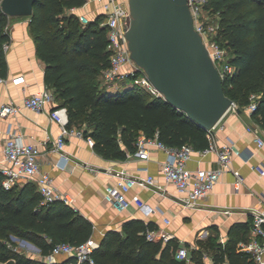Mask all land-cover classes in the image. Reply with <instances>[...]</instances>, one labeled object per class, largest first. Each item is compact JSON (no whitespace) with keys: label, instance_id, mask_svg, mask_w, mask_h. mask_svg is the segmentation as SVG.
I'll return each mask as SVG.
<instances>
[{"label":"trees","instance_id":"trees-1","mask_svg":"<svg viewBox=\"0 0 264 264\" xmlns=\"http://www.w3.org/2000/svg\"><path fill=\"white\" fill-rule=\"evenodd\" d=\"M31 28L37 54L45 64L47 87L59 106L68 109L69 128L91 138L94 149L106 159L124 160L137 150L141 134L158 137L168 147L192 145L196 151L208 147V130L172 106L163 96H154L135 84L138 73L119 84L101 86L97 80L110 67L108 32L98 15L83 25L68 12L87 0H36ZM210 23L216 25L214 41L227 53L235 72L224 81L225 93L240 108L248 106L253 93L260 95L252 116L264 128V0H209ZM9 16L0 6V77L8 74L4 44L10 42ZM209 25V24H208ZM153 222L131 220L123 231L109 230L95 250L98 264H181L175 257L178 239L161 235L148 238ZM94 233L93 223L72 205L57 200L44 204L37 183L6 189L0 170V264L49 263L19 251L14 239L27 240L45 257L59 243L80 245ZM216 264H255L237 246L221 248L215 238L210 248ZM195 264H204L205 251L192 250Z\"/></svg>","mask_w":264,"mask_h":264},{"label":"crops","instance_id":"crops-1","mask_svg":"<svg viewBox=\"0 0 264 264\" xmlns=\"http://www.w3.org/2000/svg\"><path fill=\"white\" fill-rule=\"evenodd\" d=\"M87 9L81 12L88 13L93 19L100 14L98 5L93 9L89 6ZM209 26L216 31V25ZM8 27L11 46L6 52V81L0 83V107L10 102L22 105L26 97L47 87L45 64L37 54L31 17L9 16ZM20 78L23 81L16 82ZM250 128L257 129V133L264 138V128L252 116L247 106L237 112L226 113L215 126L213 132L218 145H233L231 170L221 175L208 197L193 206L187 205L172 185H167V196L151 189H133L130 197L139 193L145 205H132L123 212L117 211L104 199L106 187L116 181L113 173L125 170L135 177H144L151 173L160 184L165 185L162 165L167 158L166 152L152 147L149 160L140 159L134 154L124 160H110L95 151L91 138L73 134L68 138L66 146L70 161L63 163L60 154L52 148L53 140L61 134V127L51 120L49 109L37 113L23 108L16 116H0V170L7 165L3 154L4 142L8 132L12 130L25 142L36 143L41 147L42 170L50 172L57 190L70 197L72 201L67 203L93 223V237L96 240L101 242L109 230L122 232L125 223L131 220L153 222L158 234L169 233L191 252L193 249L202 248L207 255L203 258L204 264H216L214 251L221 252V249L219 245L214 249L210 248L211 239L215 238L221 248L232 245L241 251L240 243L253 238L254 212H264V176L254 170L258 165L264 167V146L258 145L256 135ZM218 166V155L215 152L203 156L196 151L188 163L191 170L215 169ZM234 171H239L242 176L239 189L236 188L237 176ZM24 184L26 183L20 186ZM164 217L170 223H166ZM30 247L37 250L35 258L45 259L37 246ZM227 258L224 261H228ZM66 260L68 257L65 255L56 257L58 263Z\"/></svg>","mask_w":264,"mask_h":264},{"label":"built area","instance_id":"built-area-1","mask_svg":"<svg viewBox=\"0 0 264 264\" xmlns=\"http://www.w3.org/2000/svg\"><path fill=\"white\" fill-rule=\"evenodd\" d=\"M90 1L97 3L100 8L99 15L103 16L101 25L107 29L108 50L111 51L110 67L102 72V78L105 79L107 84H119L128 78L129 75L138 73L135 78L136 85L151 95L162 96L150 82L146 73L136 65L131 57L126 37L132 18L129 0H87L84 6L71 8L68 12L77 15L83 25H87L93 20L88 13L81 12L88 10L87 7H89ZM2 3L3 0H0L1 7ZM188 3L194 17L195 28L202 34L215 66L225 81L235 72V67L229 63L226 51L220 48L213 39L215 31L207 23L208 11L206 7L209 0H188ZM206 25H208V28ZM208 36L210 37L209 40L207 39ZM10 46V42L4 44L6 52L10 49ZM5 81L4 78L0 77V83ZM21 81H23L22 78L16 80V82ZM259 98V94H251L250 103L247 106L251 114L257 109ZM23 108H28L37 113L49 109L51 120L57 122L61 127V134L53 140L52 148L53 151L60 154L61 161L67 164L70 161V157L66 152L68 138L73 134L83 136L81 130L68 127V109L57 105L53 90L45 87L37 93L26 97L22 105L15 102L1 105L0 116H16ZM238 109H240V105L233 101L227 113L237 112ZM213 129L209 130L207 134L208 147L199 152L203 156L211 152L217 153L219 165L217 168L191 170L188 167V163L196 152L192 145L187 144L181 148H172L160 142L158 137L152 138L141 134L138 138L137 150L134 155L140 159L149 160L152 147L165 151L167 158L162 165L165 185L160 184L157 177L151 173L144 177H135L125 170H120L113 173L116 181L106 187L104 199L117 211L123 212L132 205L139 207L145 205V201L139 193L130 197L129 194L133 189H151L167 196L169 194L167 185H172L180 198L186 201L187 205H196L199 200L208 197L219 182L221 175L231 170L233 145L225 144L219 146ZM250 130L255 133L258 145L263 147L264 138L257 133L258 130L252 128ZM3 154L7 165L2 167L1 172L3 174V186L6 189L33 181L37 183L38 191L42 195L44 204L53 203L57 200L72 201L70 197L61 194L57 190L54 178L50 172L42 170L41 157L43 152L38 144L25 142L10 130L4 142ZM254 170L260 176H264L263 166H255ZM234 173L237 176L236 188L239 189L243 181L242 176L239 171H234ZM164 221L170 223L167 217H164ZM252 234L253 238L249 241L241 242L239 248L241 251L248 253L255 264H264V212H254ZM156 235H160L156 230L148 232L149 239H153ZM161 236L165 241L173 238L169 233H162ZM99 247L100 241L93 236L80 245L59 243L54 246L49 255L44 257V260L49 263H55L57 256L65 255L68 259H73L70 264H98L94 257V252ZM175 257L181 264H195L190 249L184 245L180 246ZM206 257L207 255L204 254V258ZM222 264H230V262L224 261Z\"/></svg>","mask_w":264,"mask_h":264},{"label":"water","instance_id":"water-1","mask_svg":"<svg viewBox=\"0 0 264 264\" xmlns=\"http://www.w3.org/2000/svg\"><path fill=\"white\" fill-rule=\"evenodd\" d=\"M36 2L3 0L2 9L11 17H31ZM129 3L132 18L126 37L133 61L166 101L206 130L213 129L233 100L226 95L224 80L202 34L195 28L188 0Z\"/></svg>","mask_w":264,"mask_h":264},{"label":"rangeland","instance_id":"rangeland-1","mask_svg":"<svg viewBox=\"0 0 264 264\" xmlns=\"http://www.w3.org/2000/svg\"><path fill=\"white\" fill-rule=\"evenodd\" d=\"M96 5H98V4H95V2L90 1V4H89L90 9L95 8ZM210 19H211V18L208 16L207 23H208L209 25L212 24V23L209 22ZM207 26H208V25H206V27H207ZM209 27H210V26H209ZM207 28H208V27H207ZM207 39L209 40L210 37L208 36ZM97 80L99 81V83H100L101 86L107 84V82L105 81V79L102 78V77H99ZM114 85H115V84H114ZM116 85H117V84H116ZM116 85H115V86H116ZM117 86H118V85H117ZM15 240H16L17 243H18V248H17V249H18L19 251H21L22 253H24V254H26V255H31V256H33V257L35 256V253H37V250L31 248L28 244H25L22 240H18V239H15Z\"/></svg>","mask_w":264,"mask_h":264}]
</instances>
